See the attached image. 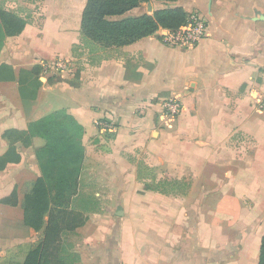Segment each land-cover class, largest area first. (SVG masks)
I'll return each instance as SVG.
<instances>
[{
	"label": "crops",
	"instance_id": "1",
	"mask_svg": "<svg viewBox=\"0 0 264 264\" xmlns=\"http://www.w3.org/2000/svg\"><path fill=\"white\" fill-rule=\"evenodd\" d=\"M85 3L41 0L43 25L27 23L0 51V65L13 72L12 79H0V157L12 151L0 168V264H12L43 237V228L23 223L25 195L41 176L36 152L46 144L28 133L33 122L59 111L83 128L80 176L86 147L103 132L114 133L106 139L118 168L128 166V181L116 191L129 205L119 220V246L106 253L108 230L91 214L80 226L83 233L90 229L83 234L88 247L103 253L98 264H257L264 235V111L251 90L264 87V0L143 2L112 18L181 7L203 15L207 36L192 48L172 47L161 41L159 28L127 45L101 47L99 56L94 48L85 54L80 42ZM59 59L75 67L55 81L45 66ZM34 65L41 67V83L30 98L18 77ZM167 98L181 104L173 118L161 106ZM99 118L115 130L98 128ZM139 152L158 177L188 180V191L159 192L139 183L131 163ZM220 210L232 218L218 221L213 215Z\"/></svg>",
	"mask_w": 264,
	"mask_h": 264
},
{
	"label": "trees",
	"instance_id": "2",
	"mask_svg": "<svg viewBox=\"0 0 264 264\" xmlns=\"http://www.w3.org/2000/svg\"><path fill=\"white\" fill-rule=\"evenodd\" d=\"M147 1L86 0L80 21L81 45L90 43L102 48L123 46L151 35L159 28L175 29L184 23L187 13L181 7L156 9L152 14L112 18ZM26 24V18L18 12L0 8V51L6 37L19 34ZM40 70L39 65H34L29 70L20 71L18 80L23 96L35 97L41 83ZM59 74L56 71L53 77ZM12 78L11 67L1 64L0 79ZM48 80L53 82L52 78ZM61 80L55 77V81ZM70 83L77 85L75 82ZM29 128L28 137L38 134L46 140V144L36 152L41 176L25 195L23 223L35 230L43 228V237L24 256L13 258L12 264H76L80 255L68 238L87 219L72 206L78 194L83 128L63 111L47 115L33 122ZM11 152L0 157V168L11 158ZM257 264H264V235L261 237Z\"/></svg>",
	"mask_w": 264,
	"mask_h": 264
},
{
	"label": "rangeland",
	"instance_id": "3",
	"mask_svg": "<svg viewBox=\"0 0 264 264\" xmlns=\"http://www.w3.org/2000/svg\"><path fill=\"white\" fill-rule=\"evenodd\" d=\"M0 8L18 12L26 18L27 23L35 27H41L44 23L45 15L41 0H0ZM52 27L54 26L52 25ZM82 47L87 55V52H89L91 48L95 49L93 53L94 56H99L100 54L98 51L101 46L99 45L88 43L84 44ZM78 50L79 48L76 49L77 52ZM89 54L91 55V53ZM63 62L66 65L63 70H74L73 68L75 66L73 60H63ZM251 91H256L258 94L264 95V87ZM253 103L255 107H257L254 97ZM112 134L114 135V133L103 132L102 139H93L86 147L88 152L86 155L87 162L84 164V167L82 166L83 170L79 180V191L72 203V206L80 210L85 216L91 214L96 220H100L106 225L105 229L108 230L105 245L106 253L111 251L114 247L116 249V247L119 246V220L123 215L122 210L124 208L129 210L128 202L123 205L120 201V196L116 194L119 187L128 181L123 178V174L127 172L128 166L124 167V169L118 168L120 159L113 155V148L110 145L111 142L106 139V137L111 138ZM143 155L144 154L140 152L139 154L131 155L133 158L131 163L137 165L138 168L137 181L139 183L145 187L151 188L153 191L159 192L165 190L181 195L188 191L190 187L188 180H168L161 176L158 177L152 168L145 165ZM126 160L129 161V157H126ZM214 213L213 217H216L218 221L224 222L232 218V215L228 211L220 210ZM190 229V227L187 228V232ZM89 231L90 229L84 230V233L87 234ZM84 233L83 229L79 227L73 233L69 234L68 239L73 243L74 250L78 253L80 252V260L76 264H98L99 261L103 262V253L101 254L98 249L93 250L92 247H88L90 244L88 243L89 241H83ZM145 235L143 236L144 239ZM136 240L138 241V239ZM92 241L93 239L90 240V242ZM160 246L161 244H159V247ZM81 253L84 255V259L81 258ZM87 255H89V257H87ZM108 263L112 264L113 261L109 260Z\"/></svg>",
	"mask_w": 264,
	"mask_h": 264
},
{
	"label": "built area",
	"instance_id": "4",
	"mask_svg": "<svg viewBox=\"0 0 264 264\" xmlns=\"http://www.w3.org/2000/svg\"><path fill=\"white\" fill-rule=\"evenodd\" d=\"M161 41L168 46L179 48H192L200 40L207 36L208 24L202 14L198 12H189L185 17L184 23L175 29L160 28ZM66 65L63 61H56L51 65L45 66V71L52 70L60 72ZM254 93V100L257 108L264 111V95ZM163 112L168 117H175L181 111V104L176 98H167L161 101ZM98 128L107 131H114L115 125L107 118H99L95 121Z\"/></svg>",
	"mask_w": 264,
	"mask_h": 264
}]
</instances>
